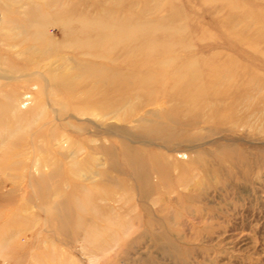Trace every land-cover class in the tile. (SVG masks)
<instances>
[{
	"label": "rangeland",
	"instance_id": "374dc122",
	"mask_svg": "<svg viewBox=\"0 0 264 264\" xmlns=\"http://www.w3.org/2000/svg\"><path fill=\"white\" fill-rule=\"evenodd\" d=\"M0 264H264V0H0Z\"/></svg>",
	"mask_w": 264,
	"mask_h": 264
},
{
	"label": "bare ground",
	"instance_id": "6f19581e",
	"mask_svg": "<svg viewBox=\"0 0 264 264\" xmlns=\"http://www.w3.org/2000/svg\"><path fill=\"white\" fill-rule=\"evenodd\" d=\"M9 13V12H8ZM14 14V13H13ZM15 15V14H14ZM7 16V15H6ZM12 21H13V19H11L10 18V16L8 15V18L7 17H5V20H3V25H5L6 26V28H8V29H10L9 28V24H10V26H11V24H14V22L12 23ZM1 24V25H2ZM15 25V24H14ZM8 26V27H7ZM45 28H46V23L45 22H40L39 24H38V34H39V38H41V39H45L46 38V34H45ZM107 28V27H106ZM11 30V29H10ZM102 30H107V29H105V28H103ZM103 31V32H104ZM109 31V30H108ZM122 32H124V30L123 31H121V33ZM132 35V34H131ZM107 36V35H106ZM105 36V37H106ZM109 36V35H108ZM113 41V40H112ZM8 43H9V41H7ZM11 43V42H10ZM9 43V44H10ZM11 45V44H10ZM222 66H220V67H213L210 71H209V73H208V75H204L203 76V78H204V82H203V87H202V90H200V91H198V94H197V96H194V95H189L188 94V92L187 91H181V92H179V93H177L176 94V97H177V99L178 100H182V101H184V102H187V103H189V104H194L195 102H196V99H197V97H203V96H206V95H212L213 93L211 92V90L212 91H214V90H216L215 89V87L217 86V84L219 83V82H221L222 81V77L220 76L221 74H220V72H221V70H223L222 68H221ZM224 71V70H223ZM222 71V72H223ZM143 78H145V77H143ZM228 78V77H227ZM229 80V79H228ZM229 81H231V80H229ZM222 83V82H221ZM223 83H224V80H223ZM228 83V82H227ZM229 84V83H228ZM228 84H226V85H228ZM212 94H211V93ZM121 94V93H120ZM216 95H218L217 94V92H215L214 93V96H216ZM213 96V95H212ZM215 116V115H214ZM127 155V154H126ZM132 162V161H131Z\"/></svg>",
	"mask_w": 264,
	"mask_h": 264
}]
</instances>
